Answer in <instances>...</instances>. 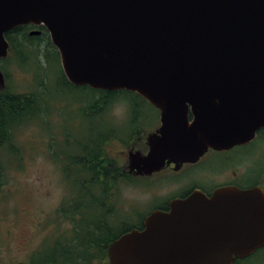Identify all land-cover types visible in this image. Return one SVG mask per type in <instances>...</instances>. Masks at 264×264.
<instances>
[{"label":"water","instance_id":"95a60500","mask_svg":"<svg viewBox=\"0 0 264 264\" xmlns=\"http://www.w3.org/2000/svg\"><path fill=\"white\" fill-rule=\"evenodd\" d=\"M27 24L48 30L72 85L136 93L160 110L149 152L130 154L137 175L264 127V0H0V60L6 33ZM263 244L264 190L225 187L173 201L110 254L111 264H231Z\"/></svg>","mask_w":264,"mask_h":264},{"label":"flooded vegetation","instance_id":"af4514ba","mask_svg":"<svg viewBox=\"0 0 264 264\" xmlns=\"http://www.w3.org/2000/svg\"><path fill=\"white\" fill-rule=\"evenodd\" d=\"M22 27L30 38L34 37L31 32L39 31L35 37H44L53 46L44 26ZM4 76L6 86L0 92L10 88L5 73ZM11 94L6 99L0 97V102L9 103ZM25 95L29 97L30 110L36 105L37 96L32 91ZM141 100L154 110L153 120L148 119L142 109H136L133 119L114 120L107 114L113 103L104 105L98 112L105 113L101 114L104 115L101 120L109 126L106 131L95 135L80 154H60L67 195L53 215L54 226L45 227L46 236L53 235L46 245L48 248L45 247L42 255L43 248L29 253L25 264H111L112 246L133 231L145 230L146 220L155 212H170L175 200H185L195 192L211 198L225 187L264 190V127L251 141L225 150L210 148L195 162L177 166L166 161L160 170L147 176L132 172L130 154H147L148 138L161 126L160 110L147 100ZM54 142L49 138L47 143L51 152ZM69 185L77 191L70 193ZM128 186L133 187L135 193H122ZM231 264H264V244L250 254L235 256Z\"/></svg>","mask_w":264,"mask_h":264},{"label":"rangeland","instance_id":"374dc122","mask_svg":"<svg viewBox=\"0 0 264 264\" xmlns=\"http://www.w3.org/2000/svg\"><path fill=\"white\" fill-rule=\"evenodd\" d=\"M31 38L41 39L38 51L32 47L19 57L11 52L1 64L9 92L25 95L32 91L37 100L29 117L12 130L11 141H3L0 147L4 165L0 172V264H25L29 253L46 251L53 235L46 236L45 227L54 226L53 215L67 195L60 154H80L95 135L109 127L101 120L105 113L98 112L106 93L69 85L55 49L44 37ZM107 98L110 102L105 107L113 103L107 114L114 120L133 119L136 109H142L148 119L155 118L154 110L131 93ZM49 138L55 141L53 152L47 146ZM13 148L17 155L11 152ZM74 188L69 185V192H76ZM122 193L135 191L128 186Z\"/></svg>","mask_w":264,"mask_h":264},{"label":"trees","instance_id":"16d2710c","mask_svg":"<svg viewBox=\"0 0 264 264\" xmlns=\"http://www.w3.org/2000/svg\"><path fill=\"white\" fill-rule=\"evenodd\" d=\"M6 38L10 43L11 52H16V57L24 56L23 52L28 51L32 47H34V49L38 51L39 49L38 46L40 45V40H41V39H35L36 41H34V39L29 38L27 32L23 29L22 26H19L9 31L6 34ZM52 47L55 49L54 53L56 54V56L59 57V53L56 50V48L54 46ZM2 62H0V69L5 74H7L4 66L1 65ZM8 92H9L8 89L5 92H0V97L6 99L7 95L10 94ZM99 92H104V91H99ZM121 92L131 93L134 96L143 99L138 94L127 91H112L105 93L107 96L108 95L114 96ZM11 95L12 96L10 97L11 100L9 103H5V100H2L0 102V147H4L3 141H11V138L13 136L12 130L15 129L16 127H19L21 124L20 125L18 124L21 123L26 117H28L27 114L30 107L29 97H27L24 94H11ZM107 96L105 99L102 100V104L104 103L103 106L105 105L106 102L107 103L110 102ZM11 152L15 153L16 155L18 154V150L16 148H13ZM3 169H4V165H2L0 162V172Z\"/></svg>","mask_w":264,"mask_h":264}]
</instances>
